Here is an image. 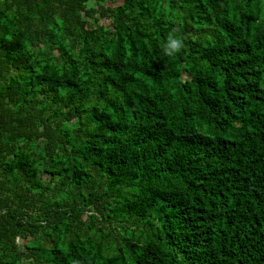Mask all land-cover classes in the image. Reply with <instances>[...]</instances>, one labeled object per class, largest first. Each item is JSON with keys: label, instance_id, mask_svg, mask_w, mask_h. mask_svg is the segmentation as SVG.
<instances>
[{"label": "trees", "instance_id": "trees-1", "mask_svg": "<svg viewBox=\"0 0 264 264\" xmlns=\"http://www.w3.org/2000/svg\"><path fill=\"white\" fill-rule=\"evenodd\" d=\"M0 264H264V0H0Z\"/></svg>", "mask_w": 264, "mask_h": 264}, {"label": "clouds", "instance_id": "clouds-1", "mask_svg": "<svg viewBox=\"0 0 264 264\" xmlns=\"http://www.w3.org/2000/svg\"><path fill=\"white\" fill-rule=\"evenodd\" d=\"M183 47L182 41L178 38L169 37V41L165 47V54L172 56L174 53L180 51Z\"/></svg>", "mask_w": 264, "mask_h": 264}, {"label": "rangeland", "instance_id": "rangeland-1", "mask_svg": "<svg viewBox=\"0 0 264 264\" xmlns=\"http://www.w3.org/2000/svg\"><path fill=\"white\" fill-rule=\"evenodd\" d=\"M18 245L20 246V248L22 247L23 245V242L22 241H18Z\"/></svg>", "mask_w": 264, "mask_h": 264}]
</instances>
